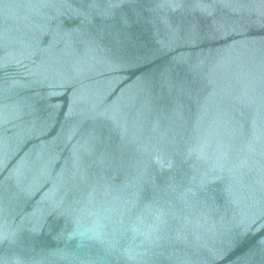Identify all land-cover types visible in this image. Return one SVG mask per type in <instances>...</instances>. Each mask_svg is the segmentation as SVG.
Instances as JSON below:
<instances>
[{"label":"water","instance_id":"obj_1","mask_svg":"<svg viewBox=\"0 0 264 264\" xmlns=\"http://www.w3.org/2000/svg\"><path fill=\"white\" fill-rule=\"evenodd\" d=\"M0 264H264V0H0Z\"/></svg>","mask_w":264,"mask_h":264}]
</instances>
